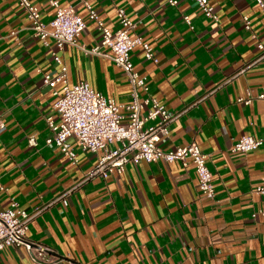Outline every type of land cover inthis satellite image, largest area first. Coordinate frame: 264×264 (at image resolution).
<instances>
[{
  "label": "crops",
  "instance_id": "1",
  "mask_svg": "<svg viewBox=\"0 0 264 264\" xmlns=\"http://www.w3.org/2000/svg\"><path fill=\"white\" fill-rule=\"evenodd\" d=\"M47 23L55 13L50 0H29ZM74 5L85 28L77 43L95 46L101 31L78 0ZM111 30L116 9L135 21L132 37L153 48L146 60L139 45L130 51L134 69L147 77L149 92L171 113L183 111L170 125L163 149L196 142L212 172L214 194L197 188L194 165L180 161L129 162L120 174L94 177L68 197L34 217L26 231L54 254L82 264H264V196L254 187L264 162V16L254 0H208L217 21L203 15L193 0L169 5L163 0H87ZM187 15L190 23L183 17ZM243 17L249 20L245 28ZM32 34L18 0H0V210L14 199L31 211L81 179L97 155L69 142L76 162L54 145L45 116L53 113V89L43 75H55L54 49ZM102 50H108L101 47ZM69 85L85 80L116 103H129L125 73L108 58L66 45L58 52ZM142 96L143 94L140 93ZM241 135L262 139L248 152L233 151ZM32 138L34 144L28 140ZM109 146H114L109 145ZM0 264L32 262L22 245L0 250Z\"/></svg>",
  "mask_w": 264,
  "mask_h": 264
},
{
  "label": "built area",
  "instance_id": "2",
  "mask_svg": "<svg viewBox=\"0 0 264 264\" xmlns=\"http://www.w3.org/2000/svg\"><path fill=\"white\" fill-rule=\"evenodd\" d=\"M169 5H176L178 0H163ZM203 15L217 21V15L208 0H193ZM261 14L264 16V0H254ZM29 20L32 34L39 38L44 45H49L52 39L54 49L50 55L59 65L55 75L45 73L43 83L54 87L61 82L60 90L53 89V113L45 116V122L50 134L45 139L46 145H54L71 161L76 162L75 151L69 139L72 138L77 145L97 155L94 166L79 180L63 189L51 201L34 207L31 211L20 208L17 201L10 199L9 206L0 210V250L6 246L22 245L32 262L41 264H82L66 257L54 254L47 245L30 240L26 231L30 221L56 201L67 204V197L86 181L94 178H107L111 174H120L129 162L144 160L180 161L183 165L191 162L197 175V188L206 197L214 194L212 172L206 164V155L194 141L176 146L173 149H163L160 143L164 141L170 131L171 123L179 113L169 112L163 104L150 94L147 77L140 75L133 67L130 51L135 45L141 47L146 60L156 62L153 48L141 37H132L131 30L135 28V21L130 19L124 9L117 8L116 16L118 28L109 29L99 18L97 12L87 0H78L83 4L91 19L101 31L99 42L86 48L77 43V38L85 28L84 19L76 12L74 5L60 7L57 0L49 3L55 8L52 19L45 23L40 19L38 9L29 0H18ZM190 23L189 17H183ZM245 28L249 29V20L243 17ZM66 45L79 47L87 54H97L114 62L126 75L130 84L131 101L129 103H116L114 99L105 97L102 93L89 86L87 81L81 80L69 85L67 82V68L58 52ZM258 48L264 51V46L258 43ZM106 47L108 50H102ZM140 93L143 95L141 96ZM253 98L264 99V87L256 97L239 98V102L250 103ZM5 124L0 114V133ZM34 144L32 138L28 140ZM262 139L251 135H241L232 145L233 151L248 152L259 147ZM114 146H109V145ZM260 182L254 187V192L264 196V162L261 166ZM0 189L3 187L0 186ZM264 216V209L251 213L254 218Z\"/></svg>",
  "mask_w": 264,
  "mask_h": 264
}]
</instances>
